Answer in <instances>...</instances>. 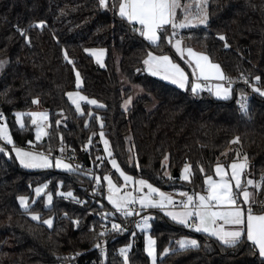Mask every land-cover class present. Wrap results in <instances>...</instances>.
Returning <instances> with one entry per match:
<instances>
[{"label": "trees", "instance_id": "trees-1", "mask_svg": "<svg viewBox=\"0 0 264 264\" xmlns=\"http://www.w3.org/2000/svg\"><path fill=\"white\" fill-rule=\"evenodd\" d=\"M117 2L108 0L109 6ZM206 11L207 27L181 29L178 36L231 78L232 95L226 100L207 91L194 96L189 89L180 90L150 75L143 64L149 51L185 65L167 39L159 41V47L149 44L113 10L100 9L98 0H0V62L4 63L0 116L13 144L34 146L30 116L23 115L24 126L19 127L15 114L38 106L48 114L46 140L39 146L54 153L65 147L80 157L86 153L93 168L91 174L25 170L0 140L4 149L0 152V264H125L120 250L130 244L127 264H150L141 233L112 229L113 223L123 225V221L107 213L102 180L93 191L95 177L103 174L96 159L102 153L101 131L123 171L162 191L200 193L217 162L227 166L246 154L248 167L242 180L255 181L247 186L252 208L264 211V98H250L246 114L237 103L247 90L240 77L252 82L259 76V86L264 87V0H206ZM40 21L44 26L36 27ZM170 32L169 27L168 36ZM101 48L103 67L85 52ZM65 52L73 64L64 59ZM77 72L82 80L78 90L103 107L84 103L80 114L70 103L66 93L77 90ZM134 87L139 92L124 107ZM186 162L191 167L187 181L180 179ZM44 182L53 196L51 205L44 207L37 200L27 211L20 208L17 198L32 196L33 187ZM69 191L73 197L57 194ZM31 214L39 219L33 220ZM148 215L157 264H259L246 235L235 247L225 246L156 209ZM48 218L51 227L43 222ZM184 237L195 238L198 246L179 249L176 242ZM165 248L170 249L167 254Z\"/></svg>", "mask_w": 264, "mask_h": 264}, {"label": "snow or ice", "instance_id": "snow-or-ice-1", "mask_svg": "<svg viewBox=\"0 0 264 264\" xmlns=\"http://www.w3.org/2000/svg\"><path fill=\"white\" fill-rule=\"evenodd\" d=\"M98 7L100 9L113 10L115 15H118L122 21H127L133 26V31L138 32L140 36L149 44L159 47L158 41L167 39L172 48L181 59H185V63L191 67V80L181 66L173 61L169 55H154L153 52H147L146 58L143 60L145 70L152 76H157L165 81H168L180 89H185L190 86L192 94L195 96L201 91H208L218 99H229L232 95L231 78L227 77L219 64L212 62L208 55L202 52L194 51L191 47L184 46L181 39L176 37L179 35L180 29L208 26V15L206 11V2L204 0H193L192 4L182 3V0H118L111 6L108 0H98ZM195 8V11H193ZM179 12V17H178ZM182 17V18H180ZM139 25V27H136ZM36 27H43L44 22L40 21L35 25ZM171 28V35L167 33ZM23 35V33H21ZM27 39V37H25ZM222 41L226 40L223 35L219 36ZM226 48L228 44L224 45ZM85 52L93 56L98 63L103 67L102 57L104 56V49H85ZM64 59L73 64L67 52L64 54ZM3 62H0L2 66ZM260 77L256 76L250 83L244 79L245 84H249L254 92L264 96V88L259 86ZM210 81H218L214 85H210ZM226 82V83H225ZM81 84L80 75L76 73V85ZM68 99L75 106L78 113L81 112L80 101H86L89 105H97L103 107L98 101L88 99L80 95L78 92L66 93ZM125 102V106L130 103ZM38 101L33 100L36 104ZM238 106L242 113H247L248 99L244 93H241L237 100ZM16 122L21 127L23 123L21 117L28 115L32 118L31 123L36 128V139L39 141L42 136L46 135L44 122L48 119L46 112H30V113H16ZM91 115V113H89ZM99 121L100 118L96 117ZM60 122L57 121V124ZM87 125V122H86ZM103 125L101 124V128ZM0 139H3L7 144L13 145L12 151L15 152L16 159L20 165L29 169H45L53 167V161L50 158V153L26 151L18 148L13 144L12 137L7 132L6 125H0ZM62 139V138H61ZM100 140L104 145V151L109 159V163L119 173V177L124 181V185L133 184L135 186L134 192L140 195H134L133 192L125 191L120 193L121 187L124 185H117L109 175L103 176V181L107 184L106 199L112 207L125 217L140 215L141 211L148 208L160 209L164 215L168 216L175 223L189 228L198 233L206 234L209 237H214L222 245L235 247L243 242L246 235V240L250 244V249L253 255H258L259 264H264V211L257 213L252 208V201L250 200V193L247 186H252L255 181L248 179L245 182L242 176L245 169L248 167L247 156L245 154L242 160H237L225 166L219 162L214 167L216 178L212 175H206L204 179V193L193 192L189 194L186 191H180L178 195L181 197L179 201L173 199L169 193L162 191L160 188L153 186L152 183L143 178H134L125 173L117 163L115 158H112L109 142L105 139L103 131L100 132ZM238 142V139L236 141ZM31 143V142H30ZM91 143V138H89ZM4 149L0 148V152ZM64 151L63 147L60 149ZM7 155V152H5ZM237 153V157H239ZM99 159V157H98ZM168 157L165 156V160ZM55 167L57 169L72 170V165L65 163L62 159L56 158ZM139 167V165H137ZM230 169V175L229 171ZM190 165H185L181 171L180 179H190ZM204 173L203 167L200 169ZM169 179L172 177L165 172ZM96 185L101 184V178L95 177ZM46 187V186H44ZM147 189L146 192L143 190ZM44 189L42 187L36 188V193L39 195ZM94 192L96 189L94 188ZM65 197H73L71 191L67 193H57ZM242 198V203H241ZM21 207L27 211V197H19ZM48 202H51V195L48 196ZM140 206V211L135 210V205ZM243 205H247L245 209ZM107 215V214H105ZM33 220H38L37 215H32ZM152 217L143 216L141 221L137 224L144 233L145 248L144 251L151 260V264H157L156 241L148 234L150 229V220ZM45 224L51 227L52 221L44 220ZM112 229L114 231H123L120 224L113 223ZM107 230L101 232L99 235H105ZM134 235V234H133ZM179 249L183 250L187 247H197L198 241L195 239L183 238L176 242ZM96 247H99L97 244ZM170 251L169 248L164 249V254ZM121 255L125 256V264H127L126 252L127 249L120 250Z\"/></svg>", "mask_w": 264, "mask_h": 264}, {"label": "rangeland", "instance_id": "rangeland-1", "mask_svg": "<svg viewBox=\"0 0 264 264\" xmlns=\"http://www.w3.org/2000/svg\"><path fill=\"white\" fill-rule=\"evenodd\" d=\"M204 2H206V0H204ZM182 3H188V4H192L193 3V0H182ZM193 11H195V8H193ZM178 17H179V12H178ZM180 18H182V17H180ZM192 28V27H191ZM87 53V52H86ZM87 54H89V53H87ZM90 55V54H89ZM93 57V56H92ZM94 58V57H93ZM104 58H105V53H104V56L102 57V63H104ZM94 61H95V63L98 65V66H100L101 67V64L100 63H98L97 61H96V59L94 58ZM4 64V63H3ZM2 64V65H3ZM80 80H81V77H80ZM75 86H76V89L77 90H75V91H73V93H79L80 95H83L78 89L82 86V80H81V84H80V86L79 87H77V85H76V83H75ZM135 88V87H134ZM139 92V90L137 89V88H135V91H134V93H133V95H132V97H130L131 98V100H130V102L136 97V95H137V93ZM70 101V100H69ZM127 101H129V99L127 100ZM70 103H71V101H70ZM87 104V105H89L86 101H80V105H81V112H80V114L81 113H83V111H84V108H83V105L82 104ZM72 104V103H71ZM130 103H128L127 104V106L129 105ZM73 105V104H72ZM74 106V105H73ZM93 106H97V105H89V107H93ZM75 107V106H74ZM124 107H126L125 106V104H124ZM76 109V108H75ZM34 111H36V112H46L45 110H43V109H41V108H39L38 106H36V107H34L32 110H30V111H28L27 113H30V112H34ZM47 113V112H46ZM24 114H26V113H24ZM2 117V116H1ZM23 117V116H22ZM22 117H21V120H22ZM31 118V117H30ZM2 120V122H0V125H5V123L3 122L4 120H3V118H1ZM31 120H32V118H31ZM22 123H23V120H22ZM32 124V123H31ZM44 124H45V132L47 133V131H48V119H47V121H45L44 122ZM19 127H21L19 124H17ZM32 126H33V132H34V146H32V147H30V148H21V147H18V148H21V149H24V150H26V151H35V152H44L45 154L47 153V152H51L52 154L54 153L53 151H50V150H47V151H45L43 148H41L40 146H39V144H42V141L45 139L46 140V135H44V136H42L41 137V139L39 140V141H37V139H36V128H35V126L32 124ZM7 127V126H6ZM7 132H8V128H7ZM98 137H99V143H100V145H101V149H102V153L101 154H99L98 156H96V159L98 160V163H97V165H98V167H100V170H103V174L104 175H109L112 179H113V181H114V183H116L117 185H124V181L122 180V178H120L119 177V173H117L116 172V170L112 167V165L109 163V159H110V157H108L107 155H106V153H105V151H104V145H103V143H102V141L100 140V134L98 135ZM105 139L108 141V139L105 137ZM1 140V139H0ZM109 142V141H108ZM3 144V143H2ZM109 146H110V144H109ZM12 147H13V145H9V147H8V149H9V151L7 150V152H10V154L13 156V158L16 160V162L18 163V165H20V163H19V161L16 159V156H15V152H13L12 151ZM60 149L61 148H59L56 152H61L60 151ZM63 149H64V151L63 152H67V151H72V149H66L65 147H63ZM110 150H111V148H110ZM55 152V153H56ZM62 152V153H63ZM75 152V151H74ZM76 153V152H75ZM98 157H99V159H98ZM56 158H58V157H55L54 159H52V161H53V167H51V168H45V169H29V168H24V167H22L21 165V167L23 168V169H25V170H29V171H38V170H49V169H53V170H55V171H63V172H69V170H65V169H57L56 167H55V160H56ZM113 158V157H112ZM64 161V160H63ZM90 161V160H89ZM104 161H107L108 162V164H106V166L104 165V167L103 168H101V165H102V163L104 162ZM65 163H68V162H66V161H64ZM106 162V163H107ZM70 164V163H69ZM72 170H73V167H72ZM99 171V170H98ZM112 173H114V175L112 174ZM126 173V172H125ZM102 174V178L100 177V174H98L96 177H100L101 178V180H102V183H103V187H104V200H105V202H106V204L110 207V210L109 211H107V213L108 214H114V215H117V212H116V210L112 207V205L108 202V200L106 199V196H107V184H106V182H104L103 181V175ZM126 174H128V173H126ZM128 175H130V174H128ZM130 176H132V175H130ZM135 178V177H134ZM44 186H46V187H44ZM100 186V185H99ZM38 187H42L44 190L39 194V195H37V193H36V188H38ZM98 187V186H97ZM134 188H135V186L133 185V184H128V185H124L123 187H121V189H120V193L121 194H123L125 191H128V192H133L134 193V195H140V193H137V192H134ZM144 192H146L147 191V189H144L143 190ZM164 192H166V193H169V194H171L172 196H173V199L174 200H176V201H178V197L177 196H175L172 192L170 193L169 191H164ZM49 195H51V202L49 203L48 202V196ZM19 197H21V196H19ZM18 197V198H19ZM23 197H27V205H28V209L32 206V205H34L36 202H37V200H40L41 201V204L44 206V207H49L50 205H51V203H52V198H53V196H52V193L51 192H49L48 190H47V183L46 182H44V183H41V184H38V185H36V186H34L33 187V189H32V196H23ZM17 198V202H18V205H19V207L20 208H22L21 207V205H20V202H19V199ZM242 199V198H241ZM137 206H139L138 204H137ZM140 207V206H139ZM23 209V208H22ZM24 210V209H23ZM144 210H146L147 212H149L150 210H153V209H150V208H148V209H144ZM32 215L33 214H31L30 216L32 217ZM34 215H37V214H34ZM38 216V215H37ZM45 220H49V218L48 219H45ZM52 221V220H51ZM47 225V224H46ZM49 226V225H48ZM136 231H138L139 233H141L142 234V243H143V248H145V238H144V233L140 230V229H136V230H131V232H136ZM148 234H150V229L148 230ZM133 236L134 235H132L131 236V240H132V238H133ZM184 238H187V239H195V238H193V237H184ZM183 239V238H182ZM131 247V244L130 245H128V246H125V247H123L122 249H127V252H128V250H129V248ZM127 252H126V255H127ZM147 255V254H146ZM122 258H123V260H124V262H125V256H123L122 255ZM149 258V257H148ZM156 259H157V257H156ZM149 262H150V264H151V260H150V258H149Z\"/></svg>", "mask_w": 264, "mask_h": 264}, {"label": "built area", "instance_id": "built-area-1", "mask_svg": "<svg viewBox=\"0 0 264 264\" xmlns=\"http://www.w3.org/2000/svg\"><path fill=\"white\" fill-rule=\"evenodd\" d=\"M239 83H242L246 87L247 90H246V92L244 94L247 97L248 101H249L250 98H252V97H254L256 95H259L257 92H254L252 90V87L249 86V84H245L244 83V78L243 77L239 78ZM261 88H264V87H261ZM259 96L264 98V96H261V95H259ZM1 118L2 117L0 116V122H2ZM49 153H50V158L51 159H54L55 157H58V158H60V159H62L64 161L70 163L72 165L74 171L81 172V173H86V174L93 173V168L91 167V164L89 166H87L85 161L83 160V158L80 157L73 150L72 151H68V152H63V153L62 152H56V153H53V154L51 152H47L46 154H49ZM186 164L188 165L187 162L183 163V167ZM92 188L93 189L97 188L96 180L93 181ZM203 190L200 192L201 194H205ZM171 192L175 196H177L179 198L178 201L181 199V197L178 195L180 190L174 189ZM188 193L192 194V192H188ZM135 210L140 211V207L135 205ZM117 215L119 216V218L122 219L123 225H121V227L124 229L123 231H126V232H131V230L139 229V228H137V224L141 221L142 217L143 216H149L148 212L146 210L141 211L140 215H133V216H129V217H125V216L121 215L119 212H117ZM187 229L189 231H191V232H194V230H191L189 228H187ZM123 231H120V232H123ZM100 249H102V248H100ZM100 252L104 253V250L102 249V250H100Z\"/></svg>", "mask_w": 264, "mask_h": 264}, {"label": "crops", "instance_id": "crops-1", "mask_svg": "<svg viewBox=\"0 0 264 264\" xmlns=\"http://www.w3.org/2000/svg\"><path fill=\"white\" fill-rule=\"evenodd\" d=\"M110 2L112 1V0H109ZM137 27H139V25H137ZM181 30V29H180ZM172 31V30H171ZM171 35V32H170V34H169V36ZM177 39H180L179 38V36H177L176 37ZM182 40V39H181ZM159 42V41H158ZM149 43V42H148ZM167 43H168V46L171 48V50L176 54V52H175V49L174 48H172L171 47V45L169 44V42H168V40H167ZM182 43H183V45L184 46H186V44H185V41L184 40H182ZM194 50V49H193ZM195 51V50H194ZM154 54V53H153ZM154 55H157V54H154ZM176 56L178 57V59L185 65V68L184 67H182V65L179 63V62H175V63H177V64H179L180 66H181V68L182 69H184L185 70V72H186V74L189 76V80H191V72H192V69H191V67H189V65L187 64V63H185V59H186V57H185V59H181L180 57H179V55H177L176 54ZM145 66V65H144ZM151 75V74H150ZM154 77H156V78H158V79H160L161 81H163V82H165V83H167V84H170V85H172V86H174V87H176L175 85H173L172 83H170V82H168V81H165V80H163V79H161V78H159V77H157V76H154ZM215 83H218V81H210L209 82V84L210 85H214ZM226 83V82H225ZM176 88H178V87H176ZM178 89H180V88H178ZM187 89H189V90H191L190 89V86H188V87H186L185 89H180V90H187ZM202 92V91H201ZM208 92V91H207ZM210 93V92H209ZM211 94V93H210ZM212 95V94H211ZM212 97H214V98H216L215 96H213L212 95ZM216 99H218V98H216ZM221 100H224V99H221ZM8 134L10 135V133H9V130H8ZM46 138V137H45ZM1 142L3 143V144H5V145H11V144H7V142L5 141V140H3V139H1ZM42 143H43V141H42ZM243 159V158H242ZM242 159H238V160H242ZM237 161V160H236ZM234 162V161H233ZM232 163V162H231ZM230 163V164H231ZM229 165V164H228ZM227 165V166H228ZM225 166V165H224ZM227 166H225V168L227 169ZM228 171H229V175H230V169H228ZM213 178L215 179L216 178V176H215V172H214V175H213ZM171 193V192H170ZM249 193H250V200L252 201V199H253V196H252V192L251 191H249ZM241 203H242V199H241ZM253 203V202H252ZM242 206L245 208V209H247V205H243L242 204ZM251 206H252V204H251ZM150 209H156V208H150ZM156 210H158L159 212H161L163 215H164V213L160 210V209H156ZM166 216V215H165ZM167 218H169L168 216H166ZM170 219V218H169ZM171 220V219H170ZM173 221V220H172ZM174 222V221H173ZM194 233H197V234H202V235H205V236H207L206 234H203V233H198V232H195L194 231ZM209 237V236H208ZM211 238H213V239H215L214 237H211Z\"/></svg>", "mask_w": 264, "mask_h": 264}, {"label": "water", "instance_id": "water-1", "mask_svg": "<svg viewBox=\"0 0 264 264\" xmlns=\"http://www.w3.org/2000/svg\"><path fill=\"white\" fill-rule=\"evenodd\" d=\"M43 142H45V139L43 140ZM82 158L85 161L86 165L89 166L90 165V161H89L88 156L86 155V153L82 154ZM175 176H176V173H175Z\"/></svg>", "mask_w": 264, "mask_h": 264}]
</instances>
